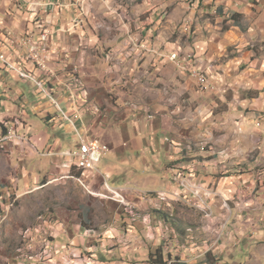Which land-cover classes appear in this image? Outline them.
Wrapping results in <instances>:
<instances>
[{"label": "crops", "instance_id": "1", "mask_svg": "<svg viewBox=\"0 0 264 264\" xmlns=\"http://www.w3.org/2000/svg\"><path fill=\"white\" fill-rule=\"evenodd\" d=\"M47 30L56 52L44 72L22 43ZM5 57L0 141L11 126L20 138L0 145V194L98 170L109 192L156 194L166 214L150 216L145 235L136 224L117 235L77 226L54 254L37 230L18 255L3 247L1 264H74L63 255H84L91 238L102 245L88 264H141L146 253L154 264L158 251L164 264H264V0H0ZM83 138L109 145L111 160L80 168L70 154Z\"/></svg>", "mask_w": 264, "mask_h": 264}, {"label": "rangeland", "instance_id": "2", "mask_svg": "<svg viewBox=\"0 0 264 264\" xmlns=\"http://www.w3.org/2000/svg\"><path fill=\"white\" fill-rule=\"evenodd\" d=\"M142 19L148 21V17ZM116 35L117 32L113 30L111 31L110 37H108L109 39H115ZM50 48L51 57V55L56 52V49L51 45ZM114 49L115 48L106 49L105 57L107 58V56H109V65L115 58L117 59L118 51L113 52ZM111 75H115V73L112 71ZM136 75V70H134L133 79L130 80L133 81ZM130 80H128V82H131ZM136 80L137 82L139 81L138 78ZM142 81L145 85L144 87L148 86L145 82L147 80L142 79ZM111 158L112 157H109V155L106 156L101 163L102 167L107 161H110ZM92 172L96 173H92L91 177L90 174L87 176L85 175L82 180H80L78 176V178H65V180H63L59 176L51 177V175L48 174L46 175V180L50 179L53 181V184L50 186L32 191L27 195H23L20 192L8 194H6V192L5 194H0V198H3V200H1L3 209L2 207L0 208V252L1 249L5 248L8 249V254L18 255L17 251L23 249L27 245L26 241L29 235L36 233L37 230H39L43 242H45L44 247H50L48 252L51 254H54L56 250V245L54 244H58L59 240L65 239L64 236H61L56 240L59 233L66 232L65 234L67 236L72 237L74 228H77V226H81L80 228L82 230L94 232H101L103 229H108L117 235L116 232H128L130 230L129 227H135L136 224L137 226H142L144 231L141 234L145 235L151 231L150 228L154 227V223L151 221L150 216H154L153 214H156V212L161 214V216H165V204L162 203L161 206H156V203H154L156 194H153L152 197V195H150L152 193L138 192L142 199L138 196L130 195V200L127 199L125 194L124 197H126L127 201V207H125L117 202L118 194L123 198L122 191L116 190L115 192H109L106 190L105 186H103L104 181L98 173V170ZM69 176L72 177L73 174ZM86 177H88V179H85ZM92 177L93 180H97V183L92 184ZM152 199L153 201L149 202V200ZM140 200H142V202L146 200L147 202H145V204L147 206L141 208L140 204H138V206L132 204V202L137 203V201L139 202ZM128 203L131 206H129ZM135 216L144 223L129 222V220L135 219ZM124 218L128 220H124ZM110 239H113V237L105 238V241L109 243V245L106 246L108 249L111 247L114 248V246L117 245L116 241H111ZM101 245V239L91 238L86 244L88 250L84 252V255L77 257L74 249H67V253L63 255V258H67V261L70 262L73 261L74 264L75 261H77L78 264H88L86 259H93L92 256L96 255V252L92 250L98 248L97 250L99 251ZM84 247L85 246H82L81 248ZM114 250L117 249H112V251ZM142 257L141 264H150V257L147 253ZM121 263H123L122 257L115 258L111 264Z\"/></svg>", "mask_w": 264, "mask_h": 264}, {"label": "built area", "instance_id": "3", "mask_svg": "<svg viewBox=\"0 0 264 264\" xmlns=\"http://www.w3.org/2000/svg\"><path fill=\"white\" fill-rule=\"evenodd\" d=\"M50 40H51V33L49 32H43L39 40L36 41L33 38H26L23 40L22 45L26 49L28 53V59L32 62H34L37 67L44 72H47L48 70V64L50 59ZM1 61H6L5 58H0ZM172 61H179L178 59H171ZM192 73L196 74V79L198 80L199 84L201 86H204L207 84L206 79H201V72L200 71H193ZM52 100V103L55 105L56 108H59V105L57 101L54 99V97H50ZM16 128L14 126H11L8 128V132L5 135L4 141H15L16 139H19ZM27 141L26 139H24ZM169 141V139L167 140ZM111 153V148L109 145L101 142L98 139H89V138H83L81 140V143L79 145V148L70 154H79V159H86L89 163L92 165H95L99 168L103 160L106 156H108ZM118 201L120 203L126 204L125 199L122 198L118 194Z\"/></svg>", "mask_w": 264, "mask_h": 264}, {"label": "bare ground", "instance_id": "4", "mask_svg": "<svg viewBox=\"0 0 264 264\" xmlns=\"http://www.w3.org/2000/svg\"><path fill=\"white\" fill-rule=\"evenodd\" d=\"M45 32H49L51 33L49 30L45 31ZM28 55V53H27ZM178 54H174L172 55L171 59H178ZM38 68V67H37ZM22 76L24 78H29V75L26 73H23ZM196 76V74H195ZM201 79H205V75L201 72ZM36 81V80H35ZM39 87L48 95H51V92L47 89V87H44V85L42 83H38ZM152 118V117H151ZM5 138V136H4ZM2 142H4V139L2 141H0V145L2 144ZM80 168H84V169H92V168H97V166L92 165L91 163H89L86 159H80Z\"/></svg>", "mask_w": 264, "mask_h": 264}, {"label": "trees", "instance_id": "5", "mask_svg": "<svg viewBox=\"0 0 264 264\" xmlns=\"http://www.w3.org/2000/svg\"><path fill=\"white\" fill-rule=\"evenodd\" d=\"M163 259L162 251H158V254L152 257L154 264H164Z\"/></svg>", "mask_w": 264, "mask_h": 264}]
</instances>
